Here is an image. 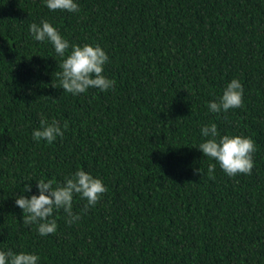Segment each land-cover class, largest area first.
I'll return each mask as SVG.
<instances>
[{
	"label": "trees",
	"instance_id": "trees-1",
	"mask_svg": "<svg viewBox=\"0 0 264 264\" xmlns=\"http://www.w3.org/2000/svg\"><path fill=\"white\" fill-rule=\"evenodd\" d=\"M79 4L68 13L0 0V247L34 251L39 264H264V0ZM42 19L70 43L101 45L113 87L63 92L60 57L28 31ZM233 77L241 106L209 112ZM41 117L64 134L34 141ZM210 121L252 138L250 174L217 165L208 175L214 161L193 145ZM76 168L107 190L82 212L86 201L74 196L79 221L58 210L57 231L40 236L15 195Z\"/></svg>",
	"mask_w": 264,
	"mask_h": 264
},
{
	"label": "clouds",
	"instance_id": "clouds-1",
	"mask_svg": "<svg viewBox=\"0 0 264 264\" xmlns=\"http://www.w3.org/2000/svg\"><path fill=\"white\" fill-rule=\"evenodd\" d=\"M42 2L50 11L78 13L80 10L79 0ZM28 31L33 40L50 44L55 55L60 57L58 64L60 71L56 75L59 77V87L63 92L75 96L86 93L90 88L106 91L113 87L114 80L103 74L104 65L109 57L101 45L70 43L59 28L47 19H42L39 23H30ZM243 93L241 80L233 77L225 83L218 97L207 101V109L219 115L229 109L238 108L243 102ZM39 124L40 126L33 128L31 132L32 139L37 143L44 140L50 144L64 134L60 123L54 118L41 117ZM200 137V142L193 146L214 161L208 165L210 177L213 176L217 165L229 177L251 173L255 144L250 136L242 133H221L217 123L210 121L200 126ZM35 180L36 192L31 193V186L26 184L21 194L15 195V204L22 210L23 223L35 224L40 236L57 231L54 213L58 210L64 212L66 223L79 221L81 213L73 211L74 196L78 195L86 201L82 212L89 206H94L107 190L100 177L83 168H76L66 175L63 181L51 178ZM39 261L40 257L34 251H15L9 247H0V264H39Z\"/></svg>",
	"mask_w": 264,
	"mask_h": 264
}]
</instances>
